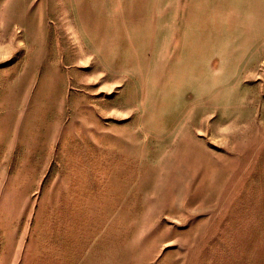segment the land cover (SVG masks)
Instances as JSON below:
<instances>
[{
	"label": "rangeland",
	"instance_id": "rangeland-1",
	"mask_svg": "<svg viewBox=\"0 0 264 264\" xmlns=\"http://www.w3.org/2000/svg\"><path fill=\"white\" fill-rule=\"evenodd\" d=\"M0 264H264V0H0Z\"/></svg>",
	"mask_w": 264,
	"mask_h": 264
}]
</instances>
